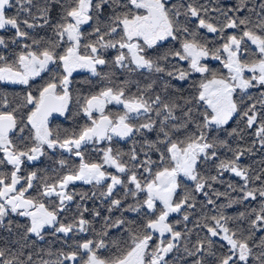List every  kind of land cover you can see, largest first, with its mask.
<instances>
[{
	"label": "trees",
	"instance_id": "1",
	"mask_svg": "<svg viewBox=\"0 0 264 264\" xmlns=\"http://www.w3.org/2000/svg\"><path fill=\"white\" fill-rule=\"evenodd\" d=\"M57 1L60 11L63 4L73 6V0ZM48 5V0L34 3L45 19L36 30L40 51L58 49L53 35L63 27L60 11L47 22ZM25 11L17 7L8 16ZM166 11L171 35L154 45L141 41L148 69L134 64L122 24L89 25L80 48L97 62L94 73L73 78L70 112L79 113L104 93L144 111L124 118L123 106L105 109L109 116L123 117L133 133L127 140L104 141L100 159L86 152L109 177L102 186L71 185L62 200L48 197L44 190L55 185L46 178L65 172L41 162L34 198L54 212L56 231L34 235L18 219L15 232L6 231L0 202V264H86L91 255L103 264H119L140 247V264H264V80L235 87V114L223 125L213 122L214 111L202 96L206 83L231 80L225 47L233 40L239 42L236 74L264 61V0H168ZM10 27L17 32L28 27L32 34L34 25ZM188 47L203 55L195 65ZM194 145L203 146L204 154L194 179H178L173 203L181 209L162 237L151 228L162 208L147 207L144 188L174 167V146ZM107 155L117 169L107 168ZM115 176L121 185L110 192Z\"/></svg>",
	"mask_w": 264,
	"mask_h": 264
},
{
	"label": "flooded vegetation",
	"instance_id": "2",
	"mask_svg": "<svg viewBox=\"0 0 264 264\" xmlns=\"http://www.w3.org/2000/svg\"><path fill=\"white\" fill-rule=\"evenodd\" d=\"M166 1L168 0H125L120 5L115 0H73V6L72 3L63 4L60 11L59 1L48 0L47 22H53L61 12L64 14L60 17L63 27L53 35L59 40L58 49L43 51L39 49V37L36 33L39 23L45 21L39 17L38 8L34 7L38 0H31L32 8L29 5L28 9L25 4L30 0H8L2 7L0 202L4 214L1 222H6L5 225L8 224L10 230L15 232L14 221L17 219L25 222L28 231L34 235L57 230L54 212L34 198V192L38 196L39 191L41 162L45 165L48 163L52 170L65 172L62 177L46 178V181L49 180L55 185L44 190L48 197L55 196L54 191L63 187H66L62 189L64 195H57L60 199L66 196L71 185L102 186L108 182L109 177L107 175L104 178L105 171L99 161L89 159L86 155L91 150L100 159L103 142L115 139L113 131L122 117L109 116L105 109L113 104L123 106V117H128L139 115L144 108L122 100L118 103L113 100L112 96L115 95L104 93L101 98L93 99L81 107L79 113L70 112L73 104V78L77 74L89 72L87 69L91 66L89 58L80 48L81 40L88 35L87 31L92 23H120L125 31L127 49L131 53L137 50L142 52L141 41L154 45L165 41L172 33ZM17 7L22 11L27 10L20 17L8 16ZM15 23L25 27L32 23L33 33L27 32L28 27L26 31H22L23 27L18 32L12 31L10 24ZM131 25L136 26L134 33L130 32ZM137 26H140L139 31L136 30ZM188 49L192 57H195V50L190 47ZM45 98L51 105L47 108L48 114L40 116L37 112ZM95 101L101 102L100 109H93ZM104 117L109 119L106 134L103 135V130H99L90 135L88 140L86 134L99 125ZM99 133L102 139L99 138ZM105 161L108 169L118 168L109 155ZM116 178L115 176L110 179V183ZM41 222L43 226L46 225L42 229ZM4 229L7 231L6 226ZM142 253L143 248L140 247L119 264H140Z\"/></svg>",
	"mask_w": 264,
	"mask_h": 264
},
{
	"label": "rangeland",
	"instance_id": "3",
	"mask_svg": "<svg viewBox=\"0 0 264 264\" xmlns=\"http://www.w3.org/2000/svg\"><path fill=\"white\" fill-rule=\"evenodd\" d=\"M135 27L136 26L134 25L130 26L131 33H134ZM139 28L140 26H137L136 30L139 31ZM134 43L138 45L137 42ZM225 48L228 53V61L226 65L228 70L230 71L231 80H214L208 82L204 85L202 91L203 98L205 99L208 106H210L214 111L213 122L217 125L226 124L235 114V104L233 101L235 87H243L244 89H246L250 87L251 83L254 80H264V61L260 62L259 65L254 67H249L246 69L242 68V74H236L234 70L238 64L239 42L237 40H233ZM200 56L202 57L203 55ZM131 57L134 64L139 68H149V64L147 60L144 59L142 52L137 50L135 51V53H131ZM89 61L91 62V66L88 67L87 70L90 73H94L97 60H91L89 58ZM246 73H251L252 75L248 77ZM132 104L140 107V105L137 103ZM124 118H120L119 124H117L114 128L113 135L115 139L127 140L133 133V128H131L126 123ZM203 154L204 148L201 145H194L193 147H190L186 150H180L179 148L174 146L172 149L174 167L170 170H164L160 172L156 176V178L150 184H148L146 188H144V191L147 194V207L152 211L156 210L158 207L162 208L159 218L155 222L151 223V228L153 229V231L158 232L162 237L168 235L171 232L172 225L169 223V220L174 215H177L179 210L181 209V206H177L173 203L174 196L178 191V179L180 177H184L187 180L194 179L195 168L197 166L198 160ZM116 164V167H119L117 162ZM104 178H107V174L105 172ZM133 180L135 181V179ZM120 185V178L117 177L116 179H113L110 184L109 191H114ZM136 185L138 186L137 183ZM63 188L65 189L66 187ZM62 189H58L59 191H54V194L64 195V191L62 192ZM64 197L65 196H62L61 200ZM41 208L43 209L42 206ZM40 225V229L46 226H43L44 224H42V222ZM5 226L7 227L8 232L13 233V231L9 229L8 224H6ZM5 226L3 227V229L5 228ZM86 264L103 263L94 255H91Z\"/></svg>",
	"mask_w": 264,
	"mask_h": 264
},
{
	"label": "water",
	"instance_id": "4",
	"mask_svg": "<svg viewBox=\"0 0 264 264\" xmlns=\"http://www.w3.org/2000/svg\"><path fill=\"white\" fill-rule=\"evenodd\" d=\"M7 1L8 0H0V16H1V9ZM190 48L195 50L194 47H190ZM194 53H195V57L193 56V62H194V64H196L199 56L201 55V51L195 50ZM106 97H107V95H106ZM112 97H113V100L118 102V103L121 101L120 98L117 96H112ZM50 105H51V103L47 100V98H45L44 101L42 102L40 109L38 110L37 114H39L40 116L43 114H48L47 108H49ZM92 107H93V109H95V108L100 109L101 108V102L95 101L93 103ZM50 116L51 115H49V117ZM108 123H109L108 118H106V117L102 118L99 125L94 126V128L86 134V136L88 137V140H90V135H93L94 133L99 132V130L100 131L103 130L102 134L105 135L106 134V127H107ZM99 135H100L99 138L102 139V137H101L102 135L100 133H99Z\"/></svg>",
	"mask_w": 264,
	"mask_h": 264
}]
</instances>
